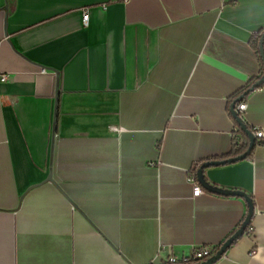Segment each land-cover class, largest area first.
<instances>
[{
  "label": "crops",
  "instance_id": "1",
  "mask_svg": "<svg viewBox=\"0 0 264 264\" xmlns=\"http://www.w3.org/2000/svg\"><path fill=\"white\" fill-rule=\"evenodd\" d=\"M260 31L264 0H0V264L221 247L247 203L193 197L189 173L231 152L228 104L260 77ZM244 102L264 131V85ZM204 177L255 205L253 237L216 264H264V145Z\"/></svg>",
  "mask_w": 264,
  "mask_h": 264
},
{
  "label": "water",
  "instance_id": "2",
  "mask_svg": "<svg viewBox=\"0 0 264 264\" xmlns=\"http://www.w3.org/2000/svg\"><path fill=\"white\" fill-rule=\"evenodd\" d=\"M260 55L264 60V34L262 35V38L260 41ZM262 85H264V76L255 84V87H260ZM247 94L248 93H246V95ZM246 95L241 97L239 100L240 101L244 100ZM58 100H59V87L57 86L56 94H55V110H54V120H53V129H52V147L54 145V139L56 136ZM231 112L233 113L234 117L237 119L242 130L249 137L250 143H249L248 150L242 156L237 157V158H231V159L223 160V161H208V162L203 163L197 171V179H198V182H199L201 188L203 190L209 192V193H213V194H217V195H221V196H225V197H239V198L244 199L245 202L247 203V206H248V213H247L246 218L243 221L242 225L240 226V228L229 239H227V241L218 249L216 254L213 257H211L209 260H207L203 263H198V264H216L225 255L227 250L237 240H239L240 238H242L245 235L247 228L252 223V219H253V216L255 213V205H254L253 199L249 195H247L246 193H244L242 191L225 190V189H220L218 187H214V186L210 185L204 177V171L208 168L223 166L226 164H233V163L245 160L248 156L251 155V153L255 147L256 139L254 137V134H252L247 129L245 123L239 117L238 113L236 112V104L235 103L232 104V106H231ZM47 181L56 185L55 181L53 180L52 158H51V162H50L49 175H48Z\"/></svg>",
  "mask_w": 264,
  "mask_h": 264
},
{
  "label": "built area",
  "instance_id": "3",
  "mask_svg": "<svg viewBox=\"0 0 264 264\" xmlns=\"http://www.w3.org/2000/svg\"><path fill=\"white\" fill-rule=\"evenodd\" d=\"M83 21L88 23L89 13L88 11L84 12ZM254 37V35H253ZM8 80L7 76H3L1 81L5 82ZM247 105L245 102H241L236 106V112L242 115L246 111ZM237 129L235 128V131ZM254 137L258 141H264V131L262 129H254ZM203 163H198L195 165L189 173V181L193 190V197H199L204 193V190L201 188L198 179L197 171ZM250 237H253V228L250 227L247 231ZM220 247H195L188 252L182 254H175L170 249L167 250L168 254L165 257H162V252L165 250L164 247L160 248L156 256L148 264H198L203 263L213 257Z\"/></svg>",
  "mask_w": 264,
  "mask_h": 264
},
{
  "label": "trees",
  "instance_id": "4",
  "mask_svg": "<svg viewBox=\"0 0 264 264\" xmlns=\"http://www.w3.org/2000/svg\"><path fill=\"white\" fill-rule=\"evenodd\" d=\"M264 34V32L260 31L258 33H256L252 39V46H253V49L256 51V53L259 55V60H260V63H261V74H260V77L258 78H253L251 79V81L244 87L242 88L240 91H238L231 99V101L229 102L228 104V111H229V115L231 116L233 122H234V125H235V128L237 129L235 131V135H234V141H233V148L231 150V152L226 155L225 157H223L222 159L223 160H228V159H231V158H237V157H240L242 156L244 153H246V151L248 150L249 148V143H250V140H249V137L247 136V134L242 130V128L240 127L237 119L234 117L233 113L231 112V106L232 104H236V106L241 103V102H244V100L249 96L251 95L253 92H255L256 90L260 89L262 86L260 87H255V84L264 76V60L263 58L261 57L260 55V41H261V38H262V35ZM246 93H248L246 95ZM244 95L245 98L244 100L240 101L239 99L241 97H243ZM239 117L241 118L242 116L240 114H238ZM242 119V118H241ZM246 125V124H245ZM247 129L252 133L254 134V128H251L249 127L248 125H246ZM261 145H264V141H258L256 140V144H255V147L251 153L250 156H248L245 160H250L253 158V155H254V152H255V149L258 147V146H261ZM252 226V223L251 225L247 228L246 232L248 231V229Z\"/></svg>",
  "mask_w": 264,
  "mask_h": 264
}]
</instances>
